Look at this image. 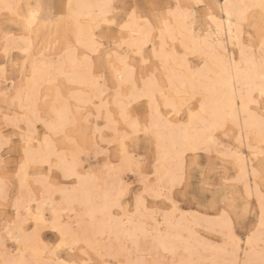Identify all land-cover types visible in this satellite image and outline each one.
Here are the masks:
<instances>
[{
    "label": "snow or ice",
    "instance_id": "obj_1",
    "mask_svg": "<svg viewBox=\"0 0 264 264\" xmlns=\"http://www.w3.org/2000/svg\"><path fill=\"white\" fill-rule=\"evenodd\" d=\"M0 264H264V0H0Z\"/></svg>",
    "mask_w": 264,
    "mask_h": 264
},
{
    "label": "rangeland",
    "instance_id": "obj_2",
    "mask_svg": "<svg viewBox=\"0 0 264 264\" xmlns=\"http://www.w3.org/2000/svg\"><path fill=\"white\" fill-rule=\"evenodd\" d=\"M48 3L52 6L53 11H55L57 13L59 12V6H58L59 4L57 3V0H48ZM7 27L9 29H11L12 31H16L15 25L9 24V25H7ZM245 151H246V149H245ZM255 166L257 167V169H259V161L258 160H257ZM252 167H253V164H252ZM253 187H255V182H253ZM249 227H251V223H249ZM44 236L48 241L55 239V234L52 232H45Z\"/></svg>",
    "mask_w": 264,
    "mask_h": 264
},
{
    "label": "bare ground",
    "instance_id": "obj_3",
    "mask_svg": "<svg viewBox=\"0 0 264 264\" xmlns=\"http://www.w3.org/2000/svg\"><path fill=\"white\" fill-rule=\"evenodd\" d=\"M57 3L59 4L58 6H59V9H60V5H61V0H57ZM229 51H230V54H231V45H229ZM238 54V53H237ZM251 168H252V163H251V161H249V170H251ZM253 186V185H252ZM255 187H253V189H254Z\"/></svg>",
    "mask_w": 264,
    "mask_h": 264
}]
</instances>
